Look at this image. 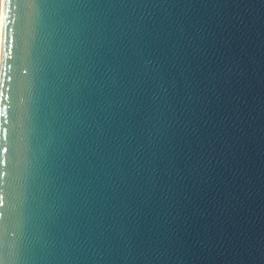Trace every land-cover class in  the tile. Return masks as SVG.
I'll return each instance as SVG.
<instances>
[{
	"label": "water",
	"instance_id": "1",
	"mask_svg": "<svg viewBox=\"0 0 264 264\" xmlns=\"http://www.w3.org/2000/svg\"><path fill=\"white\" fill-rule=\"evenodd\" d=\"M0 264H264V0H2Z\"/></svg>",
	"mask_w": 264,
	"mask_h": 264
},
{
	"label": "bare ground",
	"instance_id": "2",
	"mask_svg": "<svg viewBox=\"0 0 264 264\" xmlns=\"http://www.w3.org/2000/svg\"><path fill=\"white\" fill-rule=\"evenodd\" d=\"M1 13H2V0H1V8H0V27H1Z\"/></svg>",
	"mask_w": 264,
	"mask_h": 264
},
{
	"label": "rangeland",
	"instance_id": "3",
	"mask_svg": "<svg viewBox=\"0 0 264 264\" xmlns=\"http://www.w3.org/2000/svg\"><path fill=\"white\" fill-rule=\"evenodd\" d=\"M0 8H1V0H0Z\"/></svg>",
	"mask_w": 264,
	"mask_h": 264
}]
</instances>
